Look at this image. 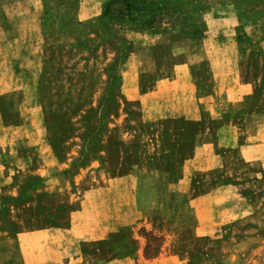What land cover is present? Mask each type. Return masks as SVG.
I'll list each match as a JSON object with an SVG mask.
<instances>
[{
  "label": "rangeland",
  "instance_id": "rangeland-1",
  "mask_svg": "<svg viewBox=\"0 0 264 264\" xmlns=\"http://www.w3.org/2000/svg\"><path fill=\"white\" fill-rule=\"evenodd\" d=\"M154 1L163 16L140 29L116 21L118 7L102 18L101 0H0L9 262L47 261L66 235L63 264H264V144L244 154V132L264 114V0ZM207 54L240 87L236 108L212 126L205 112L203 127L154 120L149 107L176 103L172 79L194 55L197 99L209 105ZM203 142L217 166L189 173ZM184 180L190 189L173 187Z\"/></svg>",
  "mask_w": 264,
  "mask_h": 264
},
{
  "label": "crops",
  "instance_id": "crops-1",
  "mask_svg": "<svg viewBox=\"0 0 264 264\" xmlns=\"http://www.w3.org/2000/svg\"><path fill=\"white\" fill-rule=\"evenodd\" d=\"M6 39L5 41L8 42ZM196 40V39H195ZM204 42V40H201ZM204 59L206 62H208V65H210L213 69V73L215 76V89L214 91L215 96L210 101L209 105L206 106L205 109L201 106V101L206 102L209 99L208 94H203L202 97H200V100L197 99V85L193 78V70L192 67L195 65V63H199L200 61H196L197 56L192 57V61L188 59V62L184 65L178 66L175 71V77L172 79V83L175 89V95L177 96L176 103L172 105H165L164 102L159 101L156 104L151 105L150 110H154V113L158 114V116L153 117L154 120H169V121H178L181 125H189L194 127H203L205 126L204 123V112L207 115V123L206 125H214L215 123H218L221 119H223L224 115L232 112L235 106L240 101L238 94L240 93V87L232 86L230 83V78L227 70L222 65L220 69V64L218 65L217 60H215L214 55H204ZM162 88L158 87L155 88V92L152 91L148 94H144V98H149V96L156 97L163 93ZM223 96V97H222ZM225 96V97H224ZM163 97L161 96L162 100ZM225 104L224 107H222V103ZM169 108H168V107ZM145 109L147 106H144ZM259 121H255L254 127L250 130L249 133L248 130L244 132L245 136V156H250L251 150L257 148L258 146H261L264 144V114L260 115L258 118ZM174 121V122H175ZM207 133H210V127L207 128ZM183 132V129L182 131ZM212 135V134H211ZM193 139V138H192ZM204 139V138H203ZM204 141V140H202ZM198 143V142H197ZM230 145V144H229ZM1 146V144H0ZM230 147H233L230 145ZM217 156L214 152V146L211 143L203 142L200 145H197L193 148V155L190 160L191 167L189 169V173L197 172V173H204L209 172L212 169H215L217 166ZM183 182V183H182ZM182 182H179L178 184L174 185L173 187L177 190L179 189H190V182L189 180H184ZM183 184V185H181ZM220 190H224V192H228L232 189H234L232 186H222L219 188ZM215 191H213L211 194H209L207 197L209 198L212 194H214ZM117 222V221H115ZM118 225V223H116ZM104 233L101 232V234L98 235L95 234L93 237H81L80 241H91V240H99L103 238ZM61 246L57 247L58 250H56V254L52 255L51 257L48 256L47 261L43 262H37L36 264H63L64 257L57 255L61 254L62 252H65L66 247L69 243V236L66 237V235H61ZM10 245H4L0 243V264H15L12 262H9L11 260V257H8V254L11 253L14 248L15 241L13 238L8 239ZM7 240V241H8ZM13 243V244H12ZM56 247V245H55ZM50 248L51 245H50ZM18 252L21 251V249L17 248ZM61 251V252H60ZM52 252V250H51ZM54 253V252H53ZM54 256V257H53ZM60 257L58 259L57 257ZM129 261V260H124ZM123 262V261H122Z\"/></svg>",
  "mask_w": 264,
  "mask_h": 264
},
{
  "label": "trees",
  "instance_id": "trees-1",
  "mask_svg": "<svg viewBox=\"0 0 264 264\" xmlns=\"http://www.w3.org/2000/svg\"><path fill=\"white\" fill-rule=\"evenodd\" d=\"M103 2L102 18L110 16L113 7H118L115 20L123 22L136 20L140 29H151L161 18L163 6L154 0H101ZM196 30L191 36L197 35Z\"/></svg>",
  "mask_w": 264,
  "mask_h": 264
}]
</instances>
